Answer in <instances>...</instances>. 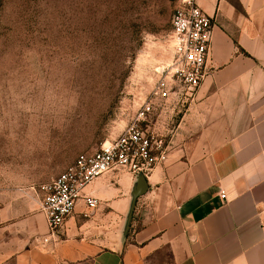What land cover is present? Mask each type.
<instances>
[{
	"label": "crops",
	"instance_id": "1",
	"mask_svg": "<svg viewBox=\"0 0 264 264\" xmlns=\"http://www.w3.org/2000/svg\"><path fill=\"white\" fill-rule=\"evenodd\" d=\"M197 3L214 18L210 72L158 119L172 135L145 193L105 174L84 191L98 206L81 199L52 236L41 187L0 181V264H264V0Z\"/></svg>",
	"mask_w": 264,
	"mask_h": 264
},
{
	"label": "rangeland",
	"instance_id": "2",
	"mask_svg": "<svg viewBox=\"0 0 264 264\" xmlns=\"http://www.w3.org/2000/svg\"><path fill=\"white\" fill-rule=\"evenodd\" d=\"M181 1L0 0V181L38 189L119 137L172 63Z\"/></svg>",
	"mask_w": 264,
	"mask_h": 264
},
{
	"label": "built area",
	"instance_id": "3",
	"mask_svg": "<svg viewBox=\"0 0 264 264\" xmlns=\"http://www.w3.org/2000/svg\"><path fill=\"white\" fill-rule=\"evenodd\" d=\"M213 30L214 18L200 8L197 0L180 2L169 35L172 63L163 70L131 123L119 137L94 152L79 155L55 180L41 186L46 194L43 211L52 236L59 235L81 199L90 209L98 206L96 199L84 194L98 178L113 171L126 172L136 179L148 178L166 160L168 135L157 129V121L171 113L172 104H186L196 98L210 72L207 63ZM43 242L53 240L45 238Z\"/></svg>",
	"mask_w": 264,
	"mask_h": 264
},
{
	"label": "water",
	"instance_id": "4",
	"mask_svg": "<svg viewBox=\"0 0 264 264\" xmlns=\"http://www.w3.org/2000/svg\"><path fill=\"white\" fill-rule=\"evenodd\" d=\"M147 189V180L144 176L138 177V186L136 196L139 197L145 193Z\"/></svg>",
	"mask_w": 264,
	"mask_h": 264
}]
</instances>
